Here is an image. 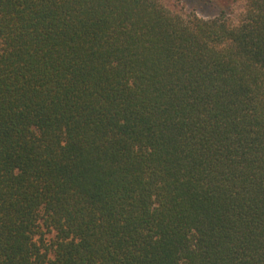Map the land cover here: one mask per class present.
Here are the masks:
<instances>
[{"label": "trees", "instance_id": "16d2710c", "mask_svg": "<svg viewBox=\"0 0 264 264\" xmlns=\"http://www.w3.org/2000/svg\"><path fill=\"white\" fill-rule=\"evenodd\" d=\"M227 6L0 0V264H264V0Z\"/></svg>", "mask_w": 264, "mask_h": 264}, {"label": "rangeland", "instance_id": "374dc122", "mask_svg": "<svg viewBox=\"0 0 264 264\" xmlns=\"http://www.w3.org/2000/svg\"><path fill=\"white\" fill-rule=\"evenodd\" d=\"M164 3L176 12L184 13L189 10H195L201 16H211L215 11L214 5L216 4L217 9L228 8L230 0H163ZM233 13L235 19L238 18L239 14L243 10V2L238 1L233 3Z\"/></svg>", "mask_w": 264, "mask_h": 264}]
</instances>
